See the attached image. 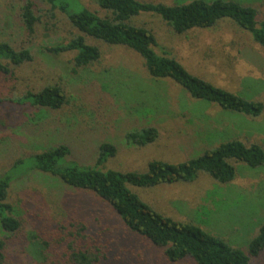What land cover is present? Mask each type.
Wrapping results in <instances>:
<instances>
[{
  "label": "rangeland",
  "instance_id": "374dc122",
  "mask_svg": "<svg viewBox=\"0 0 264 264\" xmlns=\"http://www.w3.org/2000/svg\"><path fill=\"white\" fill-rule=\"evenodd\" d=\"M24 1L0 0V38L28 48L34 62L13 69V77L0 73V100L56 84L64 89L68 103L60 111L43 113L28 105L0 103V174L17 160H22V169L28 167L30 156L57 143L71 149L66 162L91 166L98 146L111 143L117 155L98 168L122 173H144L151 161L182 162L230 140L245 145L257 142L264 151V114L247 118L192 101L170 81L151 79L142 60L126 49L99 43V63L73 72L71 55L54 58L43 48L74 32L59 14L50 16L44 2L31 0L41 21L29 36L20 19ZM140 1L180 4L189 0ZM225 1L252 5L264 16V0ZM82 3L96 9L87 0ZM158 18L141 14L134 20L135 25L153 31L158 54L164 50L190 73L264 104V48L246 33L222 22L202 33L175 35ZM232 42L234 49L225 47ZM142 127L157 129V140L142 148L126 144L125 134ZM232 164L235 178L228 184L200 173L188 184L128 189L162 216L200 227L244 252L264 221V163L256 169ZM31 172L23 173L25 177L9 189L7 203L15 207L21 229L13 235L0 232V241L5 242L2 264H77L72 254L79 251L98 255L97 264H171L147 240L129 233L96 196ZM252 264H264V253Z\"/></svg>",
  "mask_w": 264,
  "mask_h": 264
},
{
  "label": "trees",
  "instance_id": "16d2710c",
  "mask_svg": "<svg viewBox=\"0 0 264 264\" xmlns=\"http://www.w3.org/2000/svg\"><path fill=\"white\" fill-rule=\"evenodd\" d=\"M41 1L48 7L47 13L50 16L59 14L74 32L70 37L43 48V51L54 58L71 55L73 72L87 70L99 63L101 50L97 44L120 47L142 60L144 70L151 79L170 81L192 101L205 102L218 110L247 118H257L264 114L262 102L246 100L216 87L210 81L190 73L164 50L158 54L155 51L158 44L153 31L134 24V20L141 14L155 15L175 35H187L192 31L202 33L212 30L222 22H231L237 30L246 33L254 44L264 48V16L257 7L225 0H189L180 4L140 0H87L96 5V9L91 10L82 0ZM20 11L22 28L32 36L41 18L35 14L31 0H25ZM232 43L225 47L234 49L235 44ZM33 62V54L28 48L14 47L0 38L1 74L13 77V69ZM3 102L18 107L28 105L27 108L42 113L57 112L67 105L68 97L60 85L49 84L24 92L9 101L0 100V103ZM157 137L158 131L153 127L131 130L124 136L126 144L139 148L155 142ZM248 144L230 140L206 148L200 156L182 162L151 161L144 173H122L98 168L108 158L117 155L116 147L111 143L98 146V157L92 166L66 162V158L71 156V149L64 143H57L30 156L26 167L28 169L23 173L31 170V173L49 175L52 180L67 188L96 196L115 212L129 233L147 240L171 264L185 260L194 264H252L253 260L264 253V221L243 252L200 227L162 216L128 189V186L150 189L188 184L200 173L221 184L231 183L235 178L232 163L236 165L240 162L251 169L264 163V151L259 144ZM21 164L22 160H17L9 170L0 174V232L8 235L21 229L15 207L7 203L11 184L25 177L22 171L26 168L22 169ZM4 247L5 242L0 241V264L4 257ZM98 258V255L88 252L72 254V260L77 264H97Z\"/></svg>",
  "mask_w": 264,
  "mask_h": 264
}]
</instances>
